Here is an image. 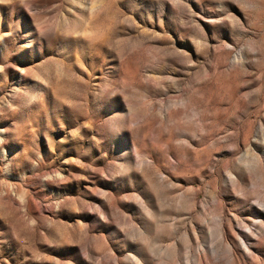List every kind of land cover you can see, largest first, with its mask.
Returning <instances> with one entry per match:
<instances>
[{
    "label": "rangeland",
    "instance_id": "1",
    "mask_svg": "<svg viewBox=\"0 0 264 264\" xmlns=\"http://www.w3.org/2000/svg\"><path fill=\"white\" fill-rule=\"evenodd\" d=\"M0 264H264V0H0Z\"/></svg>",
    "mask_w": 264,
    "mask_h": 264
},
{
    "label": "bare ground",
    "instance_id": "2",
    "mask_svg": "<svg viewBox=\"0 0 264 264\" xmlns=\"http://www.w3.org/2000/svg\"><path fill=\"white\" fill-rule=\"evenodd\" d=\"M231 263H233V260H231Z\"/></svg>",
    "mask_w": 264,
    "mask_h": 264
}]
</instances>
